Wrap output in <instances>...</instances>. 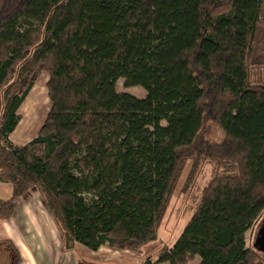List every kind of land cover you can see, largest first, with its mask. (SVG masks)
I'll return each instance as SVG.
<instances>
[{"label": "trees", "instance_id": "obj_1", "mask_svg": "<svg viewBox=\"0 0 264 264\" xmlns=\"http://www.w3.org/2000/svg\"><path fill=\"white\" fill-rule=\"evenodd\" d=\"M43 73L50 109L13 144ZM190 161L213 176L158 262L264 264L246 243L264 212V0H0V221L38 190L65 250L140 252Z\"/></svg>", "mask_w": 264, "mask_h": 264}, {"label": "rangeland", "instance_id": "obj_2", "mask_svg": "<svg viewBox=\"0 0 264 264\" xmlns=\"http://www.w3.org/2000/svg\"><path fill=\"white\" fill-rule=\"evenodd\" d=\"M47 80L48 75L43 73L39 81L30 91L24 105L22 106L20 111L22 119L19 122L16 130L9 137L13 144L28 143L34 138V136H36L37 132L42 126L46 114L50 109V99L46 87ZM117 89L119 92H128L139 98H144L146 96V91L144 88L141 86H125L123 78H120L117 81ZM224 136L225 133L223 130L212 126L211 140L213 142H221L224 139ZM213 169V165L209 163L201 164L199 168L195 169L192 167V161H190L186 165L178 188L172 197L166 216L159 229L158 239L147 244L140 252H134L130 250H108L111 252L109 255L110 262L113 264H144L145 260L150 257L152 264H167L158 262L157 254L163 247L167 245H173L181 235L186 223L194 213L203 188L213 176ZM29 201L30 202L28 203H25L23 199L18 201V214L16 215L21 216L22 209L24 206H27V204L34 207L37 204H40L39 201H42V197L38 190L32 192ZM43 207L44 209H47L45 205H43ZM27 209H29V207H27ZM44 212L47 213L46 211ZM31 213L33 214L32 211ZM263 217L264 212L261 217L253 224V226L246 232V243L249 248H254V241ZM45 232L46 245L57 253L58 246L55 242V236L51 234L48 229H46ZM58 237L59 239L61 237L63 238L61 231ZM56 239L58 240V238ZM105 250L106 249L103 251ZM75 257H78L79 259L94 260L92 259L93 257L97 258L99 256L92 253L87 247L83 248L80 243H77L74 249L71 250L72 260H70V264L75 259ZM195 262L199 263L200 258L197 257L193 263Z\"/></svg>", "mask_w": 264, "mask_h": 264}, {"label": "crops", "instance_id": "obj_3", "mask_svg": "<svg viewBox=\"0 0 264 264\" xmlns=\"http://www.w3.org/2000/svg\"><path fill=\"white\" fill-rule=\"evenodd\" d=\"M11 191L12 189L11 186L9 187V184L0 182V198H9ZM24 202L28 203L30 201L28 199L24 200ZM39 202L40 204H37L35 207L28 204L24 206L21 216L16 215L18 214L17 205L16 213L12 218L0 221V239L7 238L14 241L22 257L21 264H70V260H72L71 250H65L63 238L59 239L58 237L60 229L54 217L47 209H44V203L42 201ZM46 229L55 236V242L58 246L57 253L46 245ZM82 246L85 248L84 245ZM104 249L106 250L103 251ZM108 250L117 251L105 244L97 251L91 250L92 253L99 256L92 259L102 263H111L109 259L111 252ZM13 258L14 253L11 248L0 246V264H12ZM78 261L79 258L75 257L71 264H76Z\"/></svg>", "mask_w": 264, "mask_h": 264}, {"label": "water", "instance_id": "obj_4", "mask_svg": "<svg viewBox=\"0 0 264 264\" xmlns=\"http://www.w3.org/2000/svg\"><path fill=\"white\" fill-rule=\"evenodd\" d=\"M254 248L264 252V217L262 222L260 223L257 236L254 241Z\"/></svg>", "mask_w": 264, "mask_h": 264}]
</instances>
